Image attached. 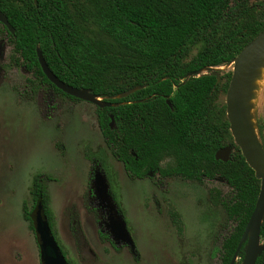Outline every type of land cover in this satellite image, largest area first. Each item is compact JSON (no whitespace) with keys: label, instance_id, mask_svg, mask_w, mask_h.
Segmentation results:
<instances>
[{"label":"trees","instance_id":"obj_1","mask_svg":"<svg viewBox=\"0 0 264 264\" xmlns=\"http://www.w3.org/2000/svg\"><path fill=\"white\" fill-rule=\"evenodd\" d=\"M0 11L14 29L13 34L1 30L12 46L10 63L33 75L31 88L37 81L49 95L77 101L45 77L39 49L60 81L117 105L96 107L98 125L131 179L153 174L227 184V194L209 191L210 202L226 215L219 257L221 264L235 257L242 264L247 243L239 252L238 247L261 181L230 132L226 95L232 71H218V77L201 72L227 67L264 31V1L37 0L36 5L34 0H0ZM138 87L143 89L118 98ZM257 122L264 148V127L260 118ZM228 147V161L217 160ZM168 160L172 163L163 167ZM94 176V181L101 178L92 167ZM32 196L35 207L43 205L53 232L50 197L40 176L33 180ZM111 200L124 216L113 194ZM24 218L34 233L33 211L26 205ZM261 239L264 245V223ZM256 264H264V252Z\"/></svg>","mask_w":264,"mask_h":264},{"label":"rangeland","instance_id":"obj_2","mask_svg":"<svg viewBox=\"0 0 264 264\" xmlns=\"http://www.w3.org/2000/svg\"><path fill=\"white\" fill-rule=\"evenodd\" d=\"M1 30L0 26V264H41L38 241L24 218V205L34 217L37 206L32 184L37 176L48 188L59 217L65 212L71 221L75 217L77 223L84 221L85 236L78 229L76 248L62 237L66 242L60 247L69 264H221L219 249L226 215L210 202L209 191L227 194V184L159 176L143 181L128 178L102 137L96 107L57 99L37 87V81L31 88L28 80H34L33 75L10 63L12 46ZM256 117L264 127V91ZM171 163L168 160L162 166ZM94 164L105 169L108 187L125 213L129 239L139 260L130 253L129 241L120 238L116 242L109 226L108 202L100 201L92 191L89 172ZM89 192L90 199L85 200ZM89 206L99 211V229L106 241L100 243L85 221L91 216ZM53 223L52 212V227Z\"/></svg>","mask_w":264,"mask_h":264},{"label":"water","instance_id":"obj_3","mask_svg":"<svg viewBox=\"0 0 264 264\" xmlns=\"http://www.w3.org/2000/svg\"><path fill=\"white\" fill-rule=\"evenodd\" d=\"M37 5V0H34ZM0 24L13 34L14 29L11 27L8 18L0 11ZM264 54V31L249 43L230 65L221 69H206L204 71L214 72L218 77V71H226L228 67L233 65L232 79L226 95V113L230 125V132L235 145L239 148L246 163L255 172L258 180L261 181L260 194L255 206V210L250 218L248 226L244 232L243 238L239 244L238 252L244 243H247L246 254L242 264H256L258 258L264 252V245L261 239V228L264 223V148L258 137V129L255 132L249 127L246 112V87L250 78V74L254 70L255 63L259 57ZM37 57L43 74L48 81L64 94L90 103L99 108H111L117 105L105 103L102 99L91 93L90 90L73 88L60 81L49 69L42 52L37 50ZM202 71L201 73L203 74ZM199 75V72L191 74V76ZM138 87L126 94L118 97L126 99L137 91L142 90ZM168 105L171 104L168 102ZM112 125H113V118ZM257 126V117H256ZM232 152L231 148H226L217 153L216 159L227 162ZM34 232L36 234L41 264H68L66 257L61 251L55 237L53 236L47 217L44 215L43 205L37 204L33 218ZM235 257L231 264L236 263Z\"/></svg>","mask_w":264,"mask_h":264},{"label":"flooded vegetation","instance_id":"obj_4","mask_svg":"<svg viewBox=\"0 0 264 264\" xmlns=\"http://www.w3.org/2000/svg\"><path fill=\"white\" fill-rule=\"evenodd\" d=\"M0 26H1V28L3 29V28H5L2 24H0ZM5 29H7V28H5ZM8 30V29H7ZM9 32V31H8ZM4 36H6V35H4ZM6 40H7V36H6ZM8 42V41H7ZM3 42H1L0 43V49H2V47H1V44H2ZM0 57H2L3 58V53H1L0 52ZM62 92V91H61ZM52 95V94H51ZM66 95V94H65ZM54 96V95H53ZM68 96V95H67ZM55 98H57L56 96H54ZM70 97V96H69ZM72 98V97H71ZM57 99H60V98H57ZM61 99H63V98H61ZM66 99H69V98H66ZM75 99V98H74ZM69 100H71V99H69ZM77 100V99H76ZM72 101H74V100H72ZM77 101H81V100H77ZM82 102H84V101H82ZM87 103V102H86ZM90 104V103H89ZM96 107V106H95ZM99 126V125H98ZM102 134V133H101ZM103 137V136H102ZM104 139V138H103ZM88 159H91V158H88ZM92 167H95V169H96V172H98V174L101 176V178H97L95 181H94V179H95V176H94V178L93 179H91L90 180V183H93L94 182V185H93V189H92V191H94V193L96 194L97 193V195H98V198H99V200L101 201V200H106L107 202H108V204L106 205L107 206V214H108V216L110 217L109 218V226L111 227V230H112V232L114 233V236H115V238H116V242H120L122 239H120V238H124L125 240H127V241H129L130 243H131V245H132V250L130 251V253H132V254H134V257H136V259L137 260H139L137 257H139L138 255H137V252L135 251V246L132 244V241L129 239V228H128V224H127V221H126V216H125V213H124V211H123V209L121 208V206H120V204H119V206H120V208H121V210L123 211V214H124V216H121L120 214H118V213H116L115 211H116V207H113L114 205H113V202H112V200H111V194H112V192H111V188L110 187H108V183H107V180H108V177H107V174H106V172H105V169H103L102 168V165L100 166V165H98V164H94V165H92L90 168H92ZM124 167V166H123ZM125 170V169H124ZM100 172V173H99ZM125 173H126V171H125ZM89 175H90V177H91V169H90V172H89ZM126 175H127V173H126ZM159 176V175H158ZM127 177L128 178H130L128 175H127ZM155 178L154 176H153V174H150L149 175V177H147V178H145V179H143V180H146V179H148V178ZM160 177V176H159ZM161 178V177H160ZM103 179H105L106 180V182L103 180ZM131 179V178H130ZM167 179V178H166ZM132 180H134V179H132ZM142 180V181H143ZM41 181H42V179H41ZM43 182V181H42ZM100 183V184H99ZM101 185V186H100ZM98 186H99V188H98ZM107 186V187H106ZM48 189V188H47ZM49 194V193H48ZM90 196H91V192H89L88 193V196H87V194H86V196H85V200H89L90 199ZM49 197H50V194H49ZM50 202H51V199H50ZM89 202V201H88ZM106 203V202H105ZM89 205V204H88ZM50 208H51V204H50ZM88 211H89V213L91 214V216L92 217H94V219L96 220V224H97V227H98V240H99V242L101 243V242H103V241H106L103 237V234H102V232H101V230L99 229V226H100V223H99V211L97 210V213H96V210L95 209H93V208H91L90 206L88 207ZM107 220H108V218H107ZM81 223H80V220H79V222L77 223V218L75 217V218H73V220H72V223H71V230H72V232H73V234H74V236L75 237H77V235L79 234V232H78V229H79V231L81 230V233H82V235L84 236V232H83V230H82V227H81V225H80ZM52 233H54V230H53V232ZM34 235H35V237H36V234H35V232H34ZM54 235H55V233H54ZM53 235V236H54ZM36 239H37V237H36ZM55 239H56V241H57V243H58V245L60 246V244H59V242H58V240H57V238H56V235H55ZM83 241L84 242H82L83 243V245L85 246V248L87 249V248H89V245H88V242H87V240L83 237ZM61 248V247H60ZM61 251H62V249H61ZM63 252V251H62ZM64 254V253H63ZM137 255V256H136ZM65 256V255H64ZM67 260V259H66ZM68 262V261H67ZM69 264V263H68ZM236 264V263H235Z\"/></svg>","mask_w":264,"mask_h":264},{"label":"bare ground","instance_id":"obj_5","mask_svg":"<svg viewBox=\"0 0 264 264\" xmlns=\"http://www.w3.org/2000/svg\"><path fill=\"white\" fill-rule=\"evenodd\" d=\"M246 112L249 127L257 133L256 130V113L260 96L264 91V54L259 57L255 63L254 70L250 74V78L246 87Z\"/></svg>","mask_w":264,"mask_h":264},{"label":"crops","instance_id":"obj_6","mask_svg":"<svg viewBox=\"0 0 264 264\" xmlns=\"http://www.w3.org/2000/svg\"><path fill=\"white\" fill-rule=\"evenodd\" d=\"M50 199H51V195H50ZM50 204H51V209H52V212L54 215L53 229H54V233L56 235V238H57L60 246H64L63 242L64 241L66 242V240L62 238L64 236L76 248L77 247V241H76V237L74 236V234L71 230L72 221L70 219V216H67V217L64 216V213H65L64 212L62 214L63 216L59 217L58 214L56 213L55 209H54L53 200H51ZM85 221L89 222L90 227L93 228L95 234L98 237V227H97L96 220L94 219V217L90 216V217L86 218ZM83 224H84V221L82 220V222L80 224L82 227V230H83Z\"/></svg>","mask_w":264,"mask_h":264}]
</instances>
